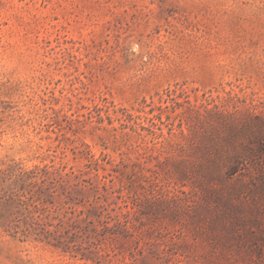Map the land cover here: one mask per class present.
<instances>
[{
    "label": "rangeland",
    "instance_id": "1",
    "mask_svg": "<svg viewBox=\"0 0 264 264\" xmlns=\"http://www.w3.org/2000/svg\"><path fill=\"white\" fill-rule=\"evenodd\" d=\"M253 117L264 0H0V264H264Z\"/></svg>",
    "mask_w": 264,
    "mask_h": 264
},
{
    "label": "trees",
    "instance_id": "2",
    "mask_svg": "<svg viewBox=\"0 0 264 264\" xmlns=\"http://www.w3.org/2000/svg\"><path fill=\"white\" fill-rule=\"evenodd\" d=\"M245 130L249 133V135L251 136V138L253 139V142L257 143L256 148L250 147V143L249 142V148L246 151H243V153L238 152L235 156H239V154H242L243 156H245L246 158H248L251 162L256 161L257 164H262V161L259 163V160L261 158V156H264V119L261 117H253L251 121H249L247 124H245ZM233 157V156H232ZM231 158V156L229 157ZM76 177H79V175L75 174ZM65 179H61L60 183H61V187H62V194H65V196L69 199H72L73 197V191L74 188H68L67 186L63 185L62 182H67ZM79 184V182L75 183V187ZM103 189L107 192V188L105 186H103ZM112 192H117V190H113ZM60 193V194H61ZM100 197V196H98ZM117 198H120L121 200H123L124 204L120 205L119 208H123L125 205H127L125 197L122 193H117L116 195ZM106 198V197H105ZM93 210L89 207V208H85V209H80V213L78 215H81V217L76 220V219H72L69 218V221H67V226L66 228H64V233L65 236L68 238V240L64 239L61 240V237L63 235H55L57 230L54 231H50V230H46L48 232V234H45L43 232H46L45 230H40L39 232H37V236L40 237L39 239L41 240H46L49 243H52V245L54 246H58V247H62V249L64 251L68 250V249H72L70 251H75L76 254L78 253V251H80L81 249H87V246H80V245H76L73 244L72 246L69 244V242L72 241V236H70L69 231L72 230V233L75 234L78 231H81L83 234H85L87 237H90L92 234L89 231H93L95 232L96 227L93 223V221L89 220V214H91ZM129 213V211H125L123 213L125 219L123 220H118V224L120 226H122L125 232H128L129 230L126 228L127 222H128V218H127V214ZM100 214H95L96 217H99ZM97 222L101 223L102 228H108L106 226V220H97ZM83 223V224H81ZM128 230V231H127ZM43 235V236H42ZM48 237H53L52 239L55 240H51L48 239ZM81 253V257H86L85 252L80 251Z\"/></svg>",
    "mask_w": 264,
    "mask_h": 264
}]
</instances>
